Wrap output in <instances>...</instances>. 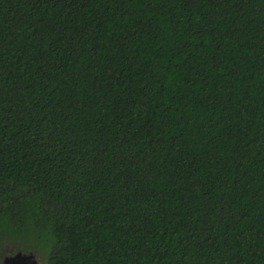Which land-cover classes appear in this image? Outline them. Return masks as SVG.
Wrapping results in <instances>:
<instances>
[{
	"label": "trees",
	"instance_id": "16d2710c",
	"mask_svg": "<svg viewBox=\"0 0 264 264\" xmlns=\"http://www.w3.org/2000/svg\"><path fill=\"white\" fill-rule=\"evenodd\" d=\"M27 251L264 264V0H0V263Z\"/></svg>",
	"mask_w": 264,
	"mask_h": 264
},
{
	"label": "rangeland",
	"instance_id": "374dc122",
	"mask_svg": "<svg viewBox=\"0 0 264 264\" xmlns=\"http://www.w3.org/2000/svg\"><path fill=\"white\" fill-rule=\"evenodd\" d=\"M26 248L30 249V246L26 245ZM0 264H44V262L35 252L27 251L6 256Z\"/></svg>",
	"mask_w": 264,
	"mask_h": 264
}]
</instances>
